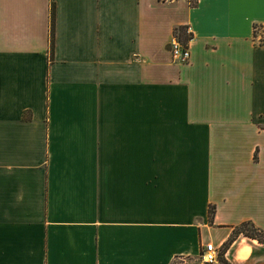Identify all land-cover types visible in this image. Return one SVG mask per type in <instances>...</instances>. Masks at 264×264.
Listing matches in <instances>:
<instances>
[{
    "label": "crops",
    "instance_id": "obj_1",
    "mask_svg": "<svg viewBox=\"0 0 264 264\" xmlns=\"http://www.w3.org/2000/svg\"><path fill=\"white\" fill-rule=\"evenodd\" d=\"M259 24L264 0H0V264H264L224 247L264 229Z\"/></svg>",
    "mask_w": 264,
    "mask_h": 264
},
{
    "label": "built area",
    "instance_id": "obj_2",
    "mask_svg": "<svg viewBox=\"0 0 264 264\" xmlns=\"http://www.w3.org/2000/svg\"><path fill=\"white\" fill-rule=\"evenodd\" d=\"M188 32H191L190 28ZM170 51L176 61L189 62L191 59L189 43L181 41L177 35H175L170 42ZM201 258L204 264H218L219 251L213 242L205 244V249L201 254Z\"/></svg>",
    "mask_w": 264,
    "mask_h": 264
},
{
    "label": "trees",
    "instance_id": "obj_3",
    "mask_svg": "<svg viewBox=\"0 0 264 264\" xmlns=\"http://www.w3.org/2000/svg\"><path fill=\"white\" fill-rule=\"evenodd\" d=\"M256 27L257 25L255 26V31H256ZM187 28H189L188 25H180V26H177L175 28V32L176 33H179V36L184 40V42H188L193 34L191 32H187ZM211 216H213L214 214V209H211ZM247 224H250L252 226V231H244L242 229L243 225H247ZM240 233H244L250 237H253V238H257L259 241L263 242L264 243V229L256 226L253 222L251 221H245L243 222L240 226L236 227L235 230H234V233L231 235V237L226 241L224 247L227 248L228 246H230V244L234 241V239L236 238L237 234H240ZM221 260L224 264H230L228 263V261L225 260V258L221 257Z\"/></svg>",
    "mask_w": 264,
    "mask_h": 264
},
{
    "label": "rangeland",
    "instance_id": "obj_4",
    "mask_svg": "<svg viewBox=\"0 0 264 264\" xmlns=\"http://www.w3.org/2000/svg\"><path fill=\"white\" fill-rule=\"evenodd\" d=\"M189 31V28H187V32ZM175 35H177L181 41L184 42V40L179 36V33H176L175 32ZM255 37L256 39L260 42V43H263L264 44V24H259L257 25L256 27V31H255ZM185 43H189L188 42H185ZM242 229L244 231H252V226L250 224H247V225H243ZM202 259V258H201ZM174 264H177V263H174ZM179 264V263H178Z\"/></svg>",
    "mask_w": 264,
    "mask_h": 264
}]
</instances>
